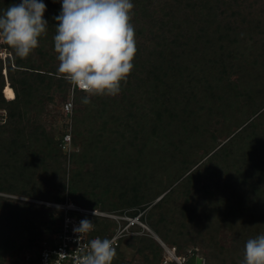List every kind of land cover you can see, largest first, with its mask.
<instances>
[{"label": "trees", "instance_id": "obj_1", "mask_svg": "<svg viewBox=\"0 0 264 264\" xmlns=\"http://www.w3.org/2000/svg\"><path fill=\"white\" fill-rule=\"evenodd\" d=\"M20 2L21 0H0V14L9 5ZM132 2L134 4L133 12L136 13V10H138V17L136 19L132 18V23L135 27L137 52L133 61L134 68L128 76L127 82L123 83V88L126 91H131L133 97L139 95L137 97L140 99H143V92L148 97H156L155 100L158 101V110L156 112L158 114L153 119L152 125L161 126L165 117H173V119L178 120L176 115L179 113L176 115L174 113L178 110L177 105H180V110L184 111L188 105L187 102L185 104L184 98L196 93L195 91L200 93L202 91V94H205L206 91L207 96L211 98L214 96L218 97L217 91H215L217 88L214 87L219 85L218 80L213 81L218 78L219 68L218 66L216 68V63L224 66V57L230 55L229 53L232 50L235 39V51L237 52H235V58L237 55L243 61L235 62V60H232L229 64V69L239 68L240 72L238 74L240 77L238 80L243 84L241 88L237 87L235 90V83L231 81L223 85L221 91L224 95H227V99H232V95H235L237 100L242 97V103L240 106L234 105L224 110L228 113V117L230 114L232 115L233 118L229 122L236 127H240L249 118L255 117L250 123L242 127L239 132L221 144L218 149L214 150L219 146L218 144L206 146L204 157L211 151L212 154L209 158L216 159L220 154H225V152L230 155V147H232L234 141L236 142L245 133L247 136H251V141L247 142L249 145H246L247 150L243 152V156L246 157V163L257 167L258 165H253L252 161L258 159L261 164H264V135L254 131L257 130L259 123H262L261 119L264 117V100L261 103H257L259 97H264V81L260 82L261 85L255 82L257 78H264V0H132ZM60 11L61 7H56L57 16ZM250 21H254V25H250ZM54 24H57V21ZM165 31L172 32L164 37ZM239 36L242 39L237 40ZM247 39L251 41V44H248ZM4 46L8 47L7 45ZM192 59L209 69L215 70L216 68V72H213L214 74L212 73L206 79L207 87L198 88L196 85L201 80L195 74L193 75L192 69L191 71L189 70V67L192 66L189 60ZM245 62L248 63L247 66L242 64ZM0 69H2L1 60ZM6 69L7 75L2 74V72L0 75V107H5L8 111L6 123L0 125V192L28 194L31 191L33 193L35 188L34 180L39 173L38 185L40 192L38 195L46 196V192L52 185L57 186V189L65 195L67 187L66 150L63 149L62 142L68 127V121L66 129L63 130L62 128L61 136L57 138L47 136L43 127L44 118L42 117V111H45L43 104L46 100H44L45 98L42 100V96L44 97L48 91L45 92L44 89L46 88L41 87L47 86L49 89L52 83H56L62 89L64 84L68 82L58 76L56 67L46 70L40 68L31 55L27 58H19L15 55V66L12 67L10 62H8ZM223 70L224 72L226 71V69ZM241 76H243V79ZM5 77L8 78L9 85L7 86ZM144 86H148V88L143 91L142 88ZM236 86H239V84ZM230 89L231 93L228 92ZM69 91V87H64L65 99L63 103L71 97ZM81 95H83V92L76 90L74 95L75 103L82 100L84 96ZM222 95L218 98L222 99L225 97ZM37 97L41 98L37 100ZM103 98L104 96L90 97L91 102L85 106L89 110L86 114L87 118H79L77 121L83 124L88 122L91 116L90 106L99 103ZM213 102L215 103V101ZM244 102L246 103L244 104ZM105 103L106 101L103 100L101 104L105 105ZM216 107H218V104ZM102 109H105V106ZM162 113L167 114L164 116ZM187 116H181L182 118L179 121L184 129L188 130V127H190L191 133L203 135L202 131H200V123L203 124V117L200 111L193 116V118L197 119H191L189 111ZM226 120L227 117L225 116L224 121ZM78 122H74L75 128L73 131L75 133L80 131L79 127L76 126ZM103 124H107V122ZM212 136L215 137L214 134ZM159 138H162V136ZM152 147L155 148V151H160L157 147ZM175 147L180 153L185 152V150L179 148V145H175ZM146 150L147 147L143 148L142 146L139 149L137 155L139 158L136 159L137 163H139L137 164L138 166L136 164L134 166V170H138L134 173L135 177H137L138 172L140 173V166L143 161H150L152 164L155 162V160L146 155ZM157 152H152L151 155L157 154ZM253 154L255 157H252ZM186 155V157H182L184 164L176 174H171L170 177L168 175L165 179L159 180L158 184L151 188V192L142 194L141 197L143 198H147V195L152 196V199L158 198L151 208H167L172 201H175L173 196L176 190L180 189V187L188 186L187 183L192 177L193 171L186 176L184 174L195 164L198 165L199 160L190 159L192 152H188ZM257 155L258 157L256 158ZM52 157L55 158V162L50 164L48 159H52ZM201 164L199 163L197 168ZM242 164L245 165L243 162ZM125 166H129V164ZM256 170L261 176L259 183H264V168L257 167ZM183 171L185 172L183 173ZM131 173L133 172H130V175ZM113 174L119 176V171H115ZM103 177L106 179L107 176L103 175ZM250 177L254 178L255 176L250 174ZM60 178H62L63 183L58 186L57 180ZM76 178L79 179L75 180ZM110 178H112L110 183L116 182L112 176ZM82 180V174L76 173L75 178L71 180V189L69 188L72 195L67 197V199L73 200L84 207L99 208L104 211L116 208L117 202L112 200L105 202L101 196L90 194L91 196L87 199L83 197L84 191H81L82 188L78 189L76 187V182ZM243 180L246 181V178ZM245 188L252 189L254 193L244 192L239 194V206H232L235 201V194L224 197L223 195L220 196L221 193L213 192L210 189L207 192H196V190L195 192H190L189 190L186 198L178 205L182 214L191 219L190 225L195 227L197 231H203V224L211 219H214L220 225L226 219L231 221L230 224L232 225L235 222L237 224L241 222L239 218V215H241L245 221L256 222V226L251 228L244 224L243 227L245 226L246 229L244 234H240V229L243 227H237L236 234L240 237L237 250L239 251L240 249L242 251L239 256L242 259L246 241L264 234V207L257 206L260 200L259 187L247 185ZM198 193L204 194L202 201L209 206L207 215H203L205 218L196 213L202 202H199V198H197ZM123 194L128 195L126 189L124 191L121 190V197ZM191 196L192 200H190ZM141 197L135 193L132 198H124L126 200L123 205L138 206L142 203ZM210 198L216 199L206 201V199ZM53 199L54 202L67 200L61 195H57ZM147 200L149 201V198ZM147 200L142 204H145ZM122 203L123 201L120 205ZM242 210L245 211L243 212ZM150 216L149 214L147 217H149L151 225L159 236L166 243L176 246L178 257L185 256L188 259L187 256H191L188 250L197 248L198 252L200 251L206 257L204 264H207L208 260H211L212 254L216 253L214 247L210 254L206 252L205 248H212V246L209 244L205 246L202 243L207 236L216 238L217 233L214 234L212 232L201 238H199V235L194 238H186L182 236L181 232H169V224L175 223V217L170 220L165 212H162L158 220H153ZM92 217L94 229L89 233L90 236H98L101 239L109 238L113 232L114 222L109 220V218ZM62 218L63 213L60 209L50 206L38 209L35 208L34 204L24 201L16 202L14 199L0 196V264H11L6 261L7 258L25 247L37 253L43 241H45L44 236L46 234H51L48 241H52V237L60 227ZM86 218L88 219L89 217ZM127 240H130L129 243L133 246L134 241H139L137 251L143 256V261L140 264H161L162 248L156 240L145 236L122 237L119 245L122 246ZM207 240L211 241L213 239L209 238ZM38 246L39 248L37 249ZM121 246L116 249L117 255L120 254ZM222 249L220 248V251ZM113 264H129V262L124 263L123 260L116 256ZM174 264H177V262L174 261Z\"/></svg>", "mask_w": 264, "mask_h": 264}, {"label": "rangeland", "instance_id": "obj_2", "mask_svg": "<svg viewBox=\"0 0 264 264\" xmlns=\"http://www.w3.org/2000/svg\"><path fill=\"white\" fill-rule=\"evenodd\" d=\"M41 2L46 5L44 19L48 22L49 26L47 34L40 38L39 47L30 55L34 58L40 68L46 70L52 69L53 67L58 68L59 64L56 59L57 54L54 51L53 36L55 35V27L57 25L54 24L56 21L55 17L57 16L56 7H61V0H41ZM137 12L138 10H136V13L133 12V19L138 17ZM250 25H254V21H250ZM171 32L172 31H165L164 37ZM240 39H242L241 36H239L237 40ZM248 44H251L250 40L248 41ZM0 52V60L2 61L0 75L1 72L4 74V70H6L7 75L6 68L8 67V62H10L12 67L15 66V53L4 45L0 46ZM235 52L234 39L232 50L229 53L230 55L224 57V66H220L216 63V68L217 66L219 68L218 78L213 81L215 82L218 80V87L214 86L217 88L215 91H217L218 97L223 94L221 88L223 85L228 84V82L232 81L235 83V90L237 87H242L243 83L238 80L240 77L238 74V72H240L239 68L235 69L234 67V69H229V64L232 60H235V62L243 61L239 59L237 55L235 58ZM189 61L192 64V66L189 67V70L191 71L192 69L191 72L193 75L195 74V76L201 80L200 83L196 84L198 88L204 86L207 87L208 83L206 79H208L213 72H216V68L215 70L209 69L204 67L202 64L195 62L193 59ZM242 64L244 66L248 65L246 62ZM223 69H226V71L224 72ZM243 76H241L242 79ZM5 79L8 83V78L5 77ZM262 81H264V78H257L255 80L258 85H261L260 82ZM237 84H239V86H236ZM123 85L124 84L122 83L121 91L116 96H104L103 100L106 101L105 105L101 104L103 101L101 100L99 103L90 106L91 118L89 117L88 122H85L84 124L78 122L77 120L79 118H85L89 110L85 108L86 104H83L81 100L76 103L74 101V112L72 116V145L71 149H65L67 171V187L65 195L57 189V186L53 185L46 192V196L38 195L40 192L38 185L40 175L38 173L34 180L35 188L33 193H31V191L28 194L0 192V196L14 199L16 202H28L34 204L35 208L41 209L44 208V206L48 207L49 205L45 202L53 201V198L57 195L64 196L65 199L71 196L72 193L69 190V188L71 189V180L75 178L76 173H81L83 180L79 181L80 183L76 182V187H78V189L82 188L81 191H84L82 194L83 197L87 199L91 196L90 194L101 196L105 202H109L111 200L117 202L116 208L109 209L106 212L112 214L136 215L140 217V221L143 225H135L131 228L133 232L125 235L124 237L145 236L156 240L162 248L161 264H174V261H176L177 264H186L184 260H187L184 256L180 259L182 262L178 261L176 258V256H178L176 246L166 243L155 231L149 221V217H147L150 214L152 216H150L151 219L158 220L162 212H165L170 220L174 217L176 219L175 223L169 224V232H181V234H183L182 236H185L186 238H194L197 235L201 238L202 236L209 235L212 232L214 234L217 233L216 238L207 236L205 237V241L202 243V245L205 246L207 244L212 246V248H205V251L209 254L213 251V247L214 250L216 249V253L212 254V258L211 260H208L207 264H241L243 259L239 257L242 254V251L240 249L239 251L237 250V244L240 241V237L236 234L237 227L241 228L244 224H246L249 228L255 227L256 222L245 221L241 215H239L241 222H238V224L235 222L232 225L230 224L231 221L226 219L221 222V225L215 222L214 219H211L207 220L205 224H203V231H197L195 227L190 225L192 222L191 219H188L186 215L182 214L178 205L186 198L189 190L190 192H195V190L196 192H207L210 189L213 192L221 193L220 196L223 195L224 197L235 194V201L232 206H239V194L244 192L254 193L252 189H246L245 186L255 185L259 187L258 190L260 197L257 206L264 207V183H259L261 176L256 170L257 167L264 168V164H261V162L257 159L256 161L253 160L252 164L258 166H251L246 163V157L243 156V152L247 150L246 145H249L247 142L251 141V136H247L244 133L236 140V142L234 141L232 147H230V155L225 152V154H220V156L216 159L212 157L209 158L212 154L211 151L206 157H204L206 146L218 144L219 146L214 150L218 149L221 144L226 142L235 133L239 132L242 127L250 123L255 116L243 122L240 127H236L234 125L232 126L229 121L233 117L231 114L228 117V113H226L224 109H229L228 107L234 105L240 106L242 103V97L237 100L235 95H232V99H227V95L223 94L225 97L222 99L215 96L211 98L210 96H207L206 91L205 94H202V91L201 93L195 91L196 93L190 94L184 98L185 104L186 102L188 104L184 111L180 110V105H177L178 110L174 113L175 115L179 113L176 115L178 120L173 119V117H165L162 125H158L156 127L154 124L152 125L153 119H155L158 114L156 112L158 110V101L155 100L156 97H148L144 92L143 99L138 98L137 96L139 95L133 97V93L128 90L126 91L123 88ZM66 86L69 87V95L73 96L74 99L76 90L73 89L69 83L64 84V87ZM64 87L60 89L59 85L56 83H52L49 89L47 86L41 87L46 88L44 89L45 92L48 91L44 97L42 96V100L44 98V100H46L43 104L45 111H42V117L44 118L43 127L47 136L51 138L61 136L62 128L65 130L67 127L68 118L63 111V102L65 99ZM147 88L148 86H144L142 89L144 91ZM228 92L231 93V89ZM81 96H85V93ZM50 97H52V99H50ZM38 98L41 97H37L36 99L38 100ZM263 100L264 97L261 96L258 98L257 103H261ZM213 101H215V103ZM245 103L246 102H244V104ZM217 104L218 107H216ZM104 106L105 109L101 110ZM188 111L190 113V118L193 120L197 119L193 118V116L200 111V114L203 117V124L200 123V131H202L203 135L193 134L190 131V127L186 130L180 124L179 121L180 118H182L181 116H187ZM210 112L212 117L210 116ZM166 114L167 113H162L164 116ZM225 116L227 117L226 121H224ZM7 119V109L5 107H0V125L5 124ZM261 120L262 123H259V126L261 127L258 126L257 130L254 131H257L260 135H264V117ZM75 121L78 122L79 126H76L80 129V131L76 133L73 131L75 128ZM104 122H107V124H103ZM212 134H214L215 137H213ZM150 136H152L151 139ZM160 136H162V138H159ZM199 139L201 140L199 141ZM175 145H179V148L185 150V152L180 153V151L176 149ZM141 146L143 148L147 147L148 151L146 150V155L155 160V162L152 164L150 161L142 160L143 164L140 166V173L138 172L137 177H135L134 173L138 170H134V166L139 163H137L136 159L139 158L137 155ZM152 146L157 147L160 151H155V148ZM152 152H157V154L155 153L151 155ZM188 152H192V157H190V159L199 160V163H202L199 168H197L199 165L198 163V165L195 164L192 166L189 171H183V173L185 172V176L189 174V172L193 171L192 177L188 180V186H184L182 188L180 187V189L176 190L173 196L175 201H172L167 208H151L152 204H154L158 198L152 199V196L150 195H147V198H143L141 197L142 194L151 192V188L155 187L159 180L165 179L168 175V177H170L171 174H176L180 170V167L184 164V162H182V157H186ZM231 157L235 159H232ZM252 157H255V155L253 154ZM257 157L258 155L256 158ZM48 162L53 164L55 162V158L52 157V159H48ZM242 162L245 163V165L242 164ZM128 164L129 166H125ZM115 171H119V176L113 174ZM130 172L133 173L130 175ZM249 173L255 177H250ZM103 175L107 176L106 179H104ZM110 176H112L116 182L110 183V179H112ZM244 178H246V181L243 180ZM78 179L76 178L75 180ZM62 183V178L57 180L58 186ZM165 183L166 182H164V184ZM124 189H126L128 195L123 194L121 197V190L124 191ZM135 193L141 197L142 203L148 198L149 201L147 200L145 204L140 203L138 206H124L123 204L126 200L124 198H132ZM203 195V193H198L197 198H199V202L202 201ZM215 199L216 198H210L206 199V201ZM190 200H192V196L190 197ZM122 201L123 203L120 205ZM208 208L209 206L205 205L202 201L200 208L197 209L196 213L200 214L201 217H204L203 215H207ZM242 211L244 212L245 210ZM198 217L197 219L199 220ZM92 219L93 217L90 219L91 222H93ZM109 220L114 222V226L117 225V221L115 219L109 218ZM112 231L114 232V229H112ZM245 232L246 229L244 226L240 229V234H244ZM50 236L51 234H46L44 239L49 240ZM209 238H212L213 240L208 241L207 239ZM129 241L130 240H127V242L122 244V246L119 245L121 246V251L117 256L120 260H123L124 263L129 262V264H140L143 261V256L137 251L139 241H134V246L130 245ZM38 248L39 246L37 249ZM220 248H223L222 251H220ZM190 251L191 249L188 250L189 253H191ZM34 252V250H29L28 247H25L15 252L13 255H10L6 261L11 264H22L23 259L26 258L28 254H32ZM198 254L201 257L203 256L200 251ZM187 258L189 257L187 256ZM205 261L206 257H204V262Z\"/></svg>", "mask_w": 264, "mask_h": 264}, {"label": "clouds", "instance_id": "obj_3", "mask_svg": "<svg viewBox=\"0 0 264 264\" xmlns=\"http://www.w3.org/2000/svg\"><path fill=\"white\" fill-rule=\"evenodd\" d=\"M133 9L132 0H61L53 36L57 74L85 93L83 104L94 96L114 97L127 82L137 52ZM45 11L41 0L9 5L0 14V44L10 47L17 57L27 58L47 34ZM93 229V222L81 220L74 228L78 242ZM115 244L114 238H93L74 264H113ZM242 264H264V234L246 241Z\"/></svg>", "mask_w": 264, "mask_h": 264}, {"label": "built area", "instance_id": "obj_4", "mask_svg": "<svg viewBox=\"0 0 264 264\" xmlns=\"http://www.w3.org/2000/svg\"><path fill=\"white\" fill-rule=\"evenodd\" d=\"M4 74L6 75V70H4ZM7 85L9 84L7 83L6 86ZM63 111L68 118V127L63 137L62 147L68 150L71 149L72 145L73 96L64 103ZM45 203L50 207L62 210L63 218L60 222V227L52 237V241L45 240L39 251L37 253L28 254L22 264H74V258L81 254L82 251H87L88 242L98 237L90 236L88 233L81 237L80 243L78 242V234L74 232V228L79 226L81 220L87 219L86 217L98 216L113 218L117 221L116 227L114 226L113 228L114 232L108 238H114L116 240V249L120 244V239L133 232L131 228L137 224L143 225L139 216L112 214L99 208L81 206L70 199L64 202L47 201ZM94 212L95 215L93 214ZM88 220L90 221V218H88ZM59 253H63L64 255L57 256ZM176 258L178 261H181L180 257L176 256Z\"/></svg>", "mask_w": 264, "mask_h": 264}, {"label": "water", "instance_id": "obj_5", "mask_svg": "<svg viewBox=\"0 0 264 264\" xmlns=\"http://www.w3.org/2000/svg\"><path fill=\"white\" fill-rule=\"evenodd\" d=\"M191 256L186 260L187 264H204V258L199 256L198 249H191Z\"/></svg>", "mask_w": 264, "mask_h": 264}]
</instances>
